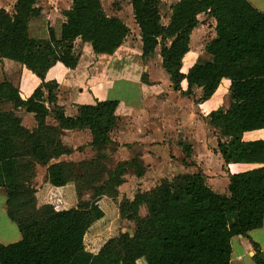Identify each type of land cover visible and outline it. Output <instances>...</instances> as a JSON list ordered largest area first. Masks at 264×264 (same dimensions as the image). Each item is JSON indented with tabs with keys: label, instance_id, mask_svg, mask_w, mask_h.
<instances>
[{
	"label": "trees",
	"instance_id": "16d2710c",
	"mask_svg": "<svg viewBox=\"0 0 264 264\" xmlns=\"http://www.w3.org/2000/svg\"><path fill=\"white\" fill-rule=\"evenodd\" d=\"M36 1L16 0L11 15L0 9V60L22 65L41 81V86L26 100L20 99L10 83L0 84V103L24 109L34 115L37 123L36 129L29 133L19 127L11 113L0 112V188L6 190L9 205L14 206L21 194L17 178L22 156L16 137L25 134V146L30 147L25 156L46 167L49 217L44 223L19 222L12 215L22 239L8 246L0 245V264H136L139 260L145 264H229L231 238H247L248 232L261 228L264 214V141L242 139L245 133L264 129V13L247 0H179L171 7L169 23L164 27L160 24L158 0H127L139 29L142 58L151 56L162 43L161 67L174 92L189 96L195 87L201 91L198 102H205L223 79L229 80L227 109L208 115L219 138L216 152L225 166L258 167L228 175V196L209 189L199 172L162 182L149 194L137 196L131 204L123 202L130 205L129 211L133 210L120 212H126L128 217L134 215L131 220L135 221L136 229L132 237L117 235V245L123 254L119 260L111 243L101 244L99 235L89 229L90 218L100 224L104 219V212L95 201L97 193L93 201L84 205L90 213L68 209L67 164H49L52 158L45 149L44 138L36 132L54 131L44 125V118L48 114L45 103L55 104L57 85L45 83L44 77L56 63L67 69L76 67L74 41L90 44L95 55H111L128 36L129 29L119 19L107 17L100 0H72L71 10L64 14L59 39L51 30L47 40L29 39L27 24L39 16L34 7ZM201 14L209 15L215 22L214 38L204 48L210 60L192 66L183 75L182 60L189 52V37ZM166 41L168 45L164 44ZM182 81L187 83L186 92L181 91ZM117 106L118 102L112 100L83 105L75 118H69L62 108L54 105L52 115L62 130L88 129L91 146L100 151L109 143ZM58 145L61 148L58 155L69 154L59 142ZM185 153L189 155V151ZM104 158L99 155L96 161ZM127 166L134 167L136 176L141 175L136 161ZM22 169L32 174L31 167L28 169L26 165ZM83 175L87 180V173ZM110 181L116 183L115 179ZM141 203L147 208L145 219H137L135 215ZM251 246L255 251L254 263L264 264V254L256 245Z\"/></svg>",
	"mask_w": 264,
	"mask_h": 264
},
{
	"label": "crops",
	"instance_id": "0c3cea01",
	"mask_svg": "<svg viewBox=\"0 0 264 264\" xmlns=\"http://www.w3.org/2000/svg\"><path fill=\"white\" fill-rule=\"evenodd\" d=\"M247 1L257 11L264 13V0ZM100 3L107 17L119 19L126 27L128 21H124V18L132 23L128 17L130 14H125L123 18V10H106L102 0ZM15 4L16 0H0V9L11 15ZM34 7L39 10V16L29 20L28 38L47 40L48 31L51 30L55 38L59 39L66 19L64 14L71 10L72 0H37ZM127 8L129 10L126 11L131 13V6ZM159 50L156 48L151 56L143 59L138 36L135 43H130L127 36L111 55H95L90 44L79 39L74 41L72 53L77 59L76 67L67 69L56 63L44 77L45 83L55 82L57 85L54 105L63 109L65 117L75 118L80 106L108 100L117 101L114 113L116 124L109 133V143L99 151L91 146L92 136L88 129H60L52 115L54 105L45 103L48 114L44 118V125L58 131L59 144L63 150L69 151V154L52 158L49 164L66 165L70 161L89 164L95 162L99 155L104 156L102 152L107 150L106 160L109 165L106 168L109 175L104 173L103 179H115L112 192L119 203L131 204L137 196L149 194L162 182L193 176L199 172L204 176L209 189L228 196V175L258 167L241 164L225 166L216 152L219 138L210 125L208 115L213 111L226 110L229 104L222 105L219 102L218 99H223L222 96L216 98L220 86L205 102H198L200 89L195 87L191 88L189 96L174 92L161 67ZM189 53L190 47L182 61L183 75L190 68V65L185 64ZM4 82L10 83L18 91L21 100L28 99L41 86V81L35 75L9 60H0V84ZM221 84L226 85L228 95L229 80L223 79ZM180 88L182 92H186L187 83L182 81ZM42 92L46 101L47 93L44 89ZM0 106L6 108L0 112L11 113L20 128L29 133L36 129L33 114L22 108H14L11 103L4 101ZM242 139L264 141V129L245 133ZM185 151H189L188 156ZM132 161H136L141 169L139 177L136 176L134 167L127 166ZM42 182L46 184L45 172ZM96 187L98 183L83 188L80 192L83 197H87V200H82L85 204L95 195ZM9 206L6 190L0 188V245L3 246L15 244L22 239ZM135 215L137 219L147 217V208L143 203L136 207ZM251 244L256 245L260 253L264 254V214L261 228L248 232L247 238H231L229 264H255V251Z\"/></svg>",
	"mask_w": 264,
	"mask_h": 264
},
{
	"label": "rangeland",
	"instance_id": "374dc122",
	"mask_svg": "<svg viewBox=\"0 0 264 264\" xmlns=\"http://www.w3.org/2000/svg\"><path fill=\"white\" fill-rule=\"evenodd\" d=\"M102 1L105 4V7L107 8L106 10L114 12L119 11V8L120 10H123L122 17L125 16V14H130L128 17H130L132 21L131 24L129 23L128 18H123L124 21H128L127 28L129 29V41L130 43H135L137 41V36L140 38V34L139 29L137 31V26H135L132 11L131 13L130 11H126L128 9L127 7L130 5L129 2L127 0ZM178 1L179 0H158V9L161 18L160 24L162 26L166 27L168 25L171 16V7ZM197 21L198 25L192 31L189 37L190 53L189 57L185 60L186 66L190 65V68L196 64H204L209 62L210 58L205 54L204 48L205 45L210 40H212V37H214L213 26L215 25V22L209 15L201 14L197 17ZM164 44L168 45L169 41H166ZM161 45L162 43L160 42L157 48L160 49ZM225 86V84H220V91L216 95V98L218 96L220 98L221 96L223 97V99H218L222 105L229 104V99L226 93ZM200 93L201 91H199L198 95H200ZM3 109L6 110L4 106H0V110ZM41 131L43 132L38 131L36 132V134H42L39 136H41V138H44L42 140H44L43 143L45 145L46 151L48 152V155L51 158L57 157L58 154L61 152V148L58 145V132L56 130L48 132L46 130ZM25 140V134H20L18 135V137H16L18 150L20 151V155L22 156L19 161V166L21 170L18 172L19 174L17 178V183L19 186L18 190H20L21 194L20 197L18 196V198H16V201H14V206H10V211L11 215H15L19 222L44 223L49 217L46 201L48 185L47 183L44 184L42 182L43 173L45 172V169L43 166H41V164H37L30 157L25 156L30 150V147L25 146ZM102 154H104L105 158L99 159L98 161H95L93 163L84 165L70 161L69 164L66 165L68 184L65 193V204L68 209H71L80 214L90 213V209L88 207H85V203L84 201H82L87 200V197H83L80 192L83 190V188L92 187V184L96 183V181H98L99 179L98 187L95 188V193H97V197L95 198L97 199H94L98 202L102 211L104 212V219L103 222L100 224L99 222L94 221V219L90 218L89 229L94 234L99 235L98 238L100 239L101 244L110 242V246L113 247V251L115 253L114 256H117L118 259L121 260L123 258V254L121 253L117 245L116 237L119 233L126 234L127 232L128 236L132 237L135 233L136 225L135 221L131 220L133 219L134 215L128 217L126 215V212H124V214L120 212L121 209H127V211H129L130 205L126 206L123 202L119 203L118 201H116L111 192V188L113 187L114 183L111 182L110 179H103L105 174L109 175L108 169L106 168V166L109 165V162H107L106 160V156L108 154L107 150H104ZM26 165L28 169L29 167H31V170L32 167L35 168V173H33V175L31 174L32 176L30 175V173L27 174L24 171L25 169H22V167ZM82 173H87V180L84 179V175ZM98 175H101V180L100 177L98 178ZM80 178H82L81 182L79 180ZM90 201H93V198H91ZM88 264L90 263L88 262ZM136 264L145 263L143 260H140L137 261Z\"/></svg>",
	"mask_w": 264,
	"mask_h": 264
}]
</instances>
